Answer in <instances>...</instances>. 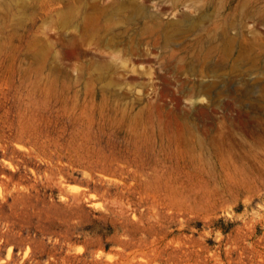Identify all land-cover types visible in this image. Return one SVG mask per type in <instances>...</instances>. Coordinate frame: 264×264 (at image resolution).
<instances>
[{"label":"rangeland","instance_id":"1","mask_svg":"<svg viewBox=\"0 0 264 264\" xmlns=\"http://www.w3.org/2000/svg\"><path fill=\"white\" fill-rule=\"evenodd\" d=\"M0 264H264V0H0Z\"/></svg>","mask_w":264,"mask_h":264},{"label":"bare ground","instance_id":"2","mask_svg":"<svg viewBox=\"0 0 264 264\" xmlns=\"http://www.w3.org/2000/svg\"><path fill=\"white\" fill-rule=\"evenodd\" d=\"M132 3H133V2H132ZM133 4H134V3H133ZM133 4H132V5H133ZM138 4H139V3H138ZM135 7H136V5H135ZM137 7H138V6H137ZM139 8H140V7H139Z\"/></svg>","mask_w":264,"mask_h":264}]
</instances>
